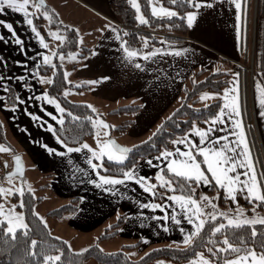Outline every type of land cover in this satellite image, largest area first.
Segmentation results:
<instances>
[{
    "label": "crops",
    "instance_id": "crops-1",
    "mask_svg": "<svg viewBox=\"0 0 264 264\" xmlns=\"http://www.w3.org/2000/svg\"><path fill=\"white\" fill-rule=\"evenodd\" d=\"M240 2L241 9L236 8L234 0H210V3H202L199 9L191 10L197 15L192 25L188 26L185 39L170 41V44L161 42L155 46L179 47L186 49L185 52L179 55L172 52H161L151 59L139 56L129 60L123 51V45L120 40L116 39V34L113 31V28L118 30L123 39L121 28L108 0H52L51 3L45 4V7L49 8L48 12L56 21L63 23L66 28L71 26L77 34L78 42V47L64 54L63 59L59 54L55 57L58 61H66L71 54V61H81L74 69H71L73 63L69 66L67 79L75 85H88L87 88L80 90L70 88L67 97L74 101H84L92 105V109L98 108V113L94 112L103 118L106 114H114L109 112L110 109L126 103L140 102L141 107L133 115L129 132L134 136H145L151 133L160 120L178 104L182 86L195 70H228L230 79L225 88L233 89L235 85L241 109L240 119L247 141L249 143L244 120L245 108L243 105L245 104L248 107L246 113L249 111L251 113L253 124L263 143L264 150V117L260 116V112L264 111L260 106V101L264 99V87L260 80L255 78L256 74L251 77L247 68L249 54L251 57L254 50L253 46L249 48L251 44L249 37L250 21L253 19L252 4L255 20V0H240ZM161 5L170 8L162 3ZM40 15L44 18L42 12ZM0 21L12 23L16 34L23 41L22 46L18 45L7 27L0 23V34L6 37V39L0 40V56L6 60V64H0V76L4 77L3 80H0V96L5 95L2 86L7 83L8 87L13 88L15 95L19 94L24 100L23 103L16 102L19 106L13 110L11 107H4L5 100L0 99L2 113V120H0L8 137L12 141L14 140L17 145L14 153H20L24 163L27 161L34 165L39 172L52 174L48 188L57 198L69 199L72 196L79 198L75 212L59 217L51 216L52 227L45 224L54 234L64 238L74 250L86 248L99 241L105 244L107 241L103 240H116L119 243L115 246L117 248H121L123 245H132L124 247L125 253L130 258L140 257L151 247L176 246L180 243L185 235L180 231V228L183 227L185 231H190L192 226L183 218L182 210L178 204L169 199V203L162 208L140 207L141 203L147 205L149 201L163 203L164 199H168L172 193L157 201L151 193L146 192L135 181L116 184L113 186L116 191L109 192H105L103 188L89 182L91 179L98 180V176H96L97 169H92L88 163L87 157L91 155L88 149L69 153L64 145L59 143L54 131L48 128L49 124L55 126L59 122L53 116H60L61 113L57 112L55 105L48 103L47 100L33 98L38 93L45 91L46 83H41L35 73L31 71L26 77V82L32 85L31 88L22 87L25 81L17 79L25 73L26 68L31 69L37 60L38 53L50 54L52 49L49 45L48 48H44L38 42L35 33L25 22L26 18L23 12L6 9L0 13ZM109 25L112 27L110 28ZM57 34L64 36V41L66 40V33L62 34L61 31H58ZM83 34L87 37L85 44H83ZM45 41L49 44L48 40ZM83 46H88L91 50L82 60H79L78 51H81ZM57 47L58 45L53 50H56ZM152 49L153 47L145 51L151 52ZM24 59L28 60L27 65L16 63L17 60ZM136 64H140V67H136ZM203 93L200 94V97ZM75 95L77 98L73 99ZM216 97L218 96H213V98ZM219 97L221 106L224 103L223 94ZM227 111L226 109V113ZM30 112L35 113L38 118L34 119L29 115ZM48 112H52L53 116H48ZM225 123L229 125L228 132L238 131L233 127L234 121L225 116V121L217 122L213 132L209 135L225 136L226 132L221 131ZM207 126L205 124L201 127L206 128ZM109 130L112 131V124H109ZM189 135L194 141L199 142L200 138L196 133ZM228 140L234 141L235 137L228 136ZM205 143L207 145V141ZM222 143H224L223 140L215 146L219 147ZM177 147L183 150L187 145L176 144L173 146V148ZM49 149L54 151H49ZM5 155H8V152ZM157 155L158 153L145 156L136 163L138 174L149 177L156 185L159 183L156 181L155 172L160 166V161L155 159ZM148 157L153 158L151 164L148 163ZM252 157L255 162L253 153ZM198 159H202V157L198 156ZM202 167L206 166L202 165ZM238 171L245 170L240 168ZM107 186L105 185V187ZM195 186L199 193L204 192L208 196L214 197L218 208L232 211L236 209L238 202L241 208L248 210L246 203L249 199H246L243 194H237L236 202L225 197L224 205H220L219 197H216L220 188L214 183ZM221 190L223 191V189ZM173 207L176 208L178 219H180L179 225L171 220ZM206 210L211 211L210 208ZM165 214L168 215V219L164 218ZM120 215H123L124 218L117 235L110 239L97 241L99 233ZM162 224L168 225L167 231L161 227ZM109 244L107 243V245ZM182 245L184 244L180 243V246ZM110 249L117 250L109 248L105 251H113ZM163 260L171 262L166 259H156L147 264H157V261ZM85 264L102 263H97L89 258Z\"/></svg>",
    "mask_w": 264,
    "mask_h": 264
},
{
    "label": "snow or ice",
    "instance_id": "snow-or-ice-1",
    "mask_svg": "<svg viewBox=\"0 0 264 264\" xmlns=\"http://www.w3.org/2000/svg\"><path fill=\"white\" fill-rule=\"evenodd\" d=\"M151 2V0H149ZM235 6L237 9H241L242 4L240 0H234ZM130 3L133 8L136 9L138 15L136 19L143 23H148L146 17L140 13V5L137 3V0H130ZM171 3L176 4L178 7H184L185 5H193L195 8L199 9L201 4L210 3V0H171ZM31 5V8H29ZM6 9H12L18 12H23L25 14L26 23L31 27L33 33H35L38 42L44 47L48 48V44L45 41L44 35L40 33L36 24L33 22L32 12L34 10L36 15L41 14L44 17H48L51 20L50 13L45 9L44 0H0V13H3ZM152 12L156 16H178L181 15L173 8L166 7H156L152 6ZM197 13L194 11H188L186 13L187 24L191 26L193 20L195 19ZM239 18V16H238ZM3 23L7 29L11 32L15 42L18 45H23L22 38L16 34L15 29L13 28L12 23L7 21H0ZM111 28L112 26L109 25ZM172 27V25H169ZM78 31V29H77ZM113 31L116 34V39L120 40L123 45V51L126 54V57L131 60L133 57L144 56L146 59H151L157 53L161 52H172L177 55L186 51L184 48L179 47H153L151 52H146L142 50H137L131 48L125 40L121 38L120 32L113 28ZM126 34V33H125ZM49 35L56 36L57 39L64 41V36H57L55 32L49 29ZM6 39L3 34H0V40ZM148 37H143L144 45L147 47ZM163 43L170 44L171 42L166 38H161ZM59 54L61 59L64 58L62 52L57 53L55 50H50L49 53H38L37 60L31 67V69H25V73L20 75L17 79L19 81H25L22 87L31 88L32 85L26 82V77L28 76L29 71L35 73V76L39 79L41 83L52 84V77L41 75L40 65H51L54 69L56 65L53 63L52 57ZM71 58V54L69 56ZM17 64L27 65L28 60H17ZM0 64H6L4 57L0 56ZM136 67H140V64H136ZM215 71V69H214ZM55 72L53 73V76ZM64 78L66 79L68 73L64 72ZM106 78V77H105ZM4 77L0 76V80H3ZM3 91H8V85L5 83L3 86ZM71 89L65 87L63 89V95L67 96ZM223 94L224 103L220 106L219 111L216 114L209 115L207 119L204 120V123L208 125L206 128L198 127L195 121H192V126L183 132L182 137L172 139L171 143L176 144H185L187 147L185 149L181 148H172L169 149L167 146H162L161 149H158V155L155 157L156 160L160 161V166L155 172L156 181L163 186L165 189H168L172 192V195L168 199H164L163 203H157L155 201H149L147 205L144 203L140 204L141 208L152 207V208H162L165 204L169 203V199L174 201L180 206L182 210L183 218L187 220L190 224L191 230L185 231L183 227L180 228L181 232H184V239L180 242L186 246L193 245L195 246L194 238H201L204 236L202 230L205 229L206 222H209L210 227L208 231L211 233L208 237H205L209 240L210 243H213V238L217 233L229 232L230 229L240 228L242 225H251L250 236L247 238L245 236H234L229 234H222V244L219 242H214L213 247L208 245H203L207 252L210 254L206 256L202 251L195 252L194 256L191 259L186 260V264H264V232L260 233V238L258 239V230L255 225L257 223L264 225V217L253 215L251 217L246 216L244 213L246 210L241 208L237 202L236 209L232 210V214H229L227 210H220L218 205L214 202V197L208 196L204 192H200L198 198L196 196V187L194 185H212L214 183L220 189H223L226 198H231L233 202H236L237 194H243L246 199H249L254 204L252 209L255 213V206L257 203L260 206H264V170L257 172L255 167V162L252 157L251 149L247 141L244 128L242 125L241 109L238 100V93L235 90V85L233 89L224 88L223 93L220 92H204L201 95V99H205L212 96H220ZM34 99H44L48 103L54 104L56 111L59 113H65L67 109L63 108L60 102L48 94L47 90L38 93ZM0 99L7 100L8 97L0 96ZM14 100L19 103H23V98L17 94L14 97ZM4 107H11L13 110L17 108L18 103L4 104ZM260 106L264 109V99L260 101ZM89 108H92V105H88ZM226 109L228 110L226 113ZM93 111L95 109L93 108ZM72 115L74 119H80V117L75 116L73 113H68ZM33 116L34 119L38 118L35 113H29ZM48 116H53L52 112L47 113ZM225 116L227 119L233 120L235 129L238 131L228 132L227 129L229 125L224 124V128L221 131H225L226 135L223 137L210 136L209 134L213 132L216 127L217 122H224ZM260 116L264 117V111L260 112ZM54 119L59 120L61 125L65 122L64 115L53 116ZM42 119V118H40ZM91 119V118H89ZM94 126H103L107 129L109 126L102 119L92 120ZM114 127V126H113ZM48 128L52 131H55V128L52 124L48 125ZM190 133H196L199 136V142L197 143L189 135ZM100 135V132H97V136ZM104 135L107 136V131L104 132ZM155 135V133H153ZM228 136H234L235 140H228ZM59 143L63 144L67 151H80L81 149H88L91 153L87 157L88 163L91 165L92 169L102 168L103 164H96L93 162V158L103 160L105 156L109 161H115L121 167L118 168V171L122 173L121 175H101L99 171L96 172L97 179H91L89 182L95 184L97 187L103 188L105 192L116 191L113 187L116 184H123L125 181H135L140 185L146 192L151 193L152 196H157L156 187L157 185L152 183L151 179L146 176H141L136 171L138 165L135 162H131L130 166L125 164L126 158L132 149L124 147L116 143L113 139L107 140H97V147H92L86 141L82 144H79L77 147L73 148L69 146L60 136L56 137ZM152 137H149L151 140ZM221 140L224 143L220 144L219 147L215 146ZM207 141V145L206 142ZM144 143V141H141ZM208 145H211L210 147ZM3 146H0L2 148ZM47 147V145H45ZM135 147V146H133ZM49 151H54L49 149ZM198 156L202 159H198ZM148 163L153 162L152 157H148ZM15 161V172L19 173L21 168V157L16 155L14 157ZM202 165L206 167H202ZM5 168H8V161H4ZM243 168L245 171L240 172L238 169ZM165 170L168 173L173 174L175 177L182 178L181 182L173 183L171 178H168L164 173ZM5 178L8 179L9 185H11V178L14 175L13 171H6ZM105 185H108L105 187ZM177 187H179V193L176 192ZM19 193L21 199L18 201L20 207L25 206V202L22 199L25 193V189L21 187H3L0 186V194H3V199H0V232L6 234H11L13 240L17 238V229H22V235L28 236L29 225L24 220V213L15 211L17 204H12L7 212L4 211L6 198L10 195H15ZM163 196H168V192L162 194ZM219 191L216 193V197H219ZM211 209L207 211L206 209ZM39 216V213H36ZM143 215V213H141ZM217 217L223 218L222 221H218ZM165 219H168V215L165 214ZM43 221V217H40ZM171 220L176 224H180V219H178V214L176 208L173 207L171 213ZM6 221V226H2L3 222ZM166 231L168 230V225L162 224ZM143 239V238H142ZM236 241V242H233ZM249 241H252L249 243ZM65 243H68L65 241ZM180 243L176 245L179 249ZM258 244L260 251L257 252L256 245ZM71 248V245H68ZM38 249V241L36 239H30L29 249L26 250V255L33 257H41L37 260L36 264H58L61 262L62 252L60 250H55L52 252H45V250ZM80 253H84L86 249L80 248L77 250ZM220 253H224L223 257L220 256ZM147 255V253H145ZM215 257V259L213 258ZM157 264H170V262L157 261Z\"/></svg>",
    "mask_w": 264,
    "mask_h": 264
},
{
    "label": "trees",
    "instance_id": "trees-1",
    "mask_svg": "<svg viewBox=\"0 0 264 264\" xmlns=\"http://www.w3.org/2000/svg\"><path fill=\"white\" fill-rule=\"evenodd\" d=\"M163 5L175 9L181 15L178 16H156L154 15L149 6V0H137L140 5V14L147 18L148 23L140 22L136 19L137 11L132 7L130 0H108V4L117 20L120 24L122 31L123 40L134 49L137 50H148L149 48L159 45L162 41V37L169 41H179L183 40L187 36L188 25L186 21V13L195 9L193 5H185L184 7H178L176 4L171 3V0H159ZM33 21L36 24L38 30L42 35H44L45 40H49V35L47 31L42 27L43 18L41 15H36L33 12ZM255 43L253 46L254 54V67L255 74L259 78L260 82L264 87V0H255ZM172 25V27H169ZM66 40L63 45L59 47L63 54H67L78 47L77 34L73 28H66ZM126 33V34H125ZM147 36L149 39L147 41V47H143L144 41L143 37ZM82 51L78 52L79 60H82L87 54L90 53V47L83 46ZM59 50L57 49V53ZM75 62L71 65V69H74L78 63ZM53 63L56 65L54 69L51 65H40L41 75L52 77L53 83H46L45 90L52 97H55L61 104V106L67 111L61 113L64 115L65 122L61 125L58 122L55 128V135L60 136L61 139L65 141L69 146H78L85 142L89 137H91L95 128L92 123L95 117V112L92 108H89L86 102L74 101L69 99L67 96L63 95V89L75 88L83 89L87 88V84L75 85L73 82L64 78V68L57 58L53 57ZM55 75L53 76V73ZM230 79V72L228 70H217V71H206L204 69L195 70L188 79L184 82L178 104L166 114L156 126V128L151 132L147 138L136 142L130 147L131 152L126 158L125 164L130 166L131 162L137 163L141 158L157 154L158 149L162 146H167L169 149L173 148L171 143L172 139L182 137L183 132L187 131L188 128L192 126V121H195L198 127L204 126V120L208 118L209 115L216 114L219 110L221 104V98L218 96L214 100L199 105L200 94L202 92H222V90L227 86ZM7 100L6 104L16 103L14 100L15 92L13 88L8 87V91L5 92ZM141 107L140 102L126 103L116 108L110 109V113L114 114H124L126 118L122 120L119 124L112 127L117 131H126V128L130 126L133 122V115ZM245 108V126L248 135V140L250 146L253 148V156L258 150L257 140L254 134V128L252 123V117L250 111L246 113L247 104L243 105ZM73 113L75 116L80 117V119H74L72 115L68 113ZM91 118V119H89ZM155 133V135H153ZM149 137H152L149 140ZM5 141V129L2 121L0 120V142ZM135 146V147H133ZM251 148V150H252ZM255 158V156H254ZM94 163L103 164L102 168H98L101 174L104 175H121L118 168L121 167L115 161H109L105 156L103 160H98L95 158ZM257 171L260 172L264 170V162L260 160L259 164L255 160ZM168 178L173 180V183H178L182 181V178L175 177L173 174L168 173L165 170L164 173ZM195 186V185H194ZM196 187V186H195ZM180 189L177 187L176 192L179 193ZM157 196L155 200L160 201L164 197L162 194L168 192L172 193L170 190L165 189L160 184L156 187ZM219 204L224 205L225 196L223 191H219ZM199 190L196 188V196L198 197ZM22 199L25 202V206L21 207L24 213L25 222L29 225L28 236L22 235L23 230L17 229V238L12 239L11 234H6L0 232V264H36L37 260L41 257H33L26 255V250L29 249L30 239H36L38 241V249H43L45 252H52L55 250H60L62 252L61 262L58 264H85L88 258H92L97 263L102 264H147L150 261L156 259H166L175 263H186V260L191 259L195 252L202 251L206 256L210 255L207 249L203 245H208L209 247L214 246V242H219L222 244V234H229L234 236H245L246 238L250 236L251 225H242L240 228H235L233 226L229 232L217 233L213 238V243H210L208 237L211 233L208 231L210 224L206 222L205 229L202 230L204 236L201 238H194L195 246L193 245H182L179 249L174 245H160L151 247L146 252H144L138 258H130L124 251V247L132 245H123L121 248L113 251L102 250L97 242L87 246L84 253H80L73 248L68 247V243H65V239L54 234L51 229L36 215L34 206L35 203L41 200V197H35L30 190H25ZM78 196H72L66 202L56 206L47 211V214L52 216H62L65 214L73 213L78 207ZM252 201L249 200L246 203L247 211L249 205H252ZM255 209L264 214V206H260L258 203ZM123 215L117 217V219L110 225L105 227L98 235L97 241L102 239H110L117 235L119 227L123 222ZM223 218L217 217L218 221H222ZM4 226V222L3 225ZM258 230V239L260 238V233L264 232V225L257 223L255 225ZM236 242V241H233ZM252 241H249L251 243ZM138 244V242H136ZM135 243V244H136ZM257 252L260 251L258 244L256 245ZM147 253V255H145ZM225 254L220 253L223 257ZM215 259V257H213ZM222 260L220 261V264Z\"/></svg>",
    "mask_w": 264,
    "mask_h": 264
},
{
    "label": "rangeland",
    "instance_id": "rangeland-1",
    "mask_svg": "<svg viewBox=\"0 0 264 264\" xmlns=\"http://www.w3.org/2000/svg\"><path fill=\"white\" fill-rule=\"evenodd\" d=\"M51 1L52 0H44L46 5L48 3H51ZM153 5H155L156 7L162 6L161 3L159 2V0H151V2H149L151 12H152V6ZM29 8H31V5H29ZM45 9L48 11L49 10L48 6L45 7ZM253 11H254V6L252 4L253 19L250 21V31L251 32H250L249 40H250L251 44L249 45V48L251 46H254L255 36H256ZM33 12H34V10H33ZM137 15H138V13H137ZM50 16H51V14H50ZM161 16H163V15H161ZM57 22L58 21H56V19L53 16H51V20H49L48 17H44L43 21H42V27L48 31V34H49V29H51L56 34L58 33V31H61L62 34H65V31H66L65 25L63 23H60V22L57 23ZM69 28H71V26ZM57 36H58V34H57ZM49 37H50V39L48 40L49 41V44H48L49 47L53 50V48L56 45H58L57 49L59 50L58 52L60 53L61 51H60L59 47L62 46L64 42H61L59 39L56 38V36L49 35ZM85 38H87V37L85 34H83V44H85L84 43ZM57 49L55 51H57ZM81 51H82V49H81ZM71 60H72V57L67 58L66 61H59L63 65L64 70L66 72H68L69 66L72 63L76 62V61H71ZM253 61H254V54H252L251 57L249 54L248 62H247V64H248L247 68L250 71L249 73H250L251 77L255 75V73H254L255 67H254ZM255 78L259 79L256 75H255ZM250 82H251V80H250ZM250 85H251V83L249 84V91H250ZM76 98H77V96L75 95V97L73 99H76ZM214 99L215 98H213V96L209 97L208 99H200L198 104L199 105L206 104V103H208ZM97 109L98 108H96L95 111L98 113ZM121 115L122 116L120 117L118 114H113V115L112 114H109V115L106 114L104 118L101 117L100 115H96L93 118V120L102 119L106 122V124L108 126H109V124H112V127H113V126L119 124L122 120H124L126 118V116L124 114H121ZM1 117H2V113L0 110V119H1ZM252 123H253V121H252ZM94 127H95L94 134L86 140V142L89 145H91L92 147H97L96 141L98 139L103 141V140H107L110 138H115L119 143L130 148L136 142H139V141L147 138V136H149L151 134V133H149L148 135H145V136L142 135V136L138 137V136H134V135L130 134V132H129L130 128L129 127L126 128V131H117L115 129H112V131H110L109 127L107 129H105L103 126H94ZM253 128H254V134H255V138L257 140V146H258V150H256V152L259 151L256 154H254V156H255V160L259 164L260 160H263V162H264L263 143L261 142L260 137L257 134V130H256L254 124H253ZM105 131H107V133H108L107 136L104 135ZM97 132H100L99 136H97ZM0 146H3L2 148H0V167L2 165V168H0V186H3V187H21L22 186L25 190H30L35 197H41V200H39L35 203V206H34L35 212L39 213V217L44 218L43 219L44 223H46L49 227H52V221H51L52 215L47 214V211L56 207V206H59L62 203H64L65 201L68 200V198L67 199L57 198L55 196V194L48 188V183L50 182V180L52 178V176H51L52 174L39 172L34 167V165L29 164L27 161H25V163H24V172H23L22 176L14 175L11 178V180H12L11 185H9L8 179L5 178L4 174L6 171H10L12 168V158L15 154H18V153H14L17 145H16L14 140L12 141L8 137V135L5 131V141L0 142ZM252 151H253V148H252ZM7 152H8V155H5ZM88 152H89V150H88ZM94 159L95 158H93V160ZM97 160H98V162H100V159H97ZM4 161H8V168H5ZM0 199H3V194H0ZM20 199H21V197H20L19 193L15 194V195L8 196L6 198L4 211L7 212L12 204H17L15 211L23 212L22 208L18 204V201ZM253 207H254V204L249 205L248 208H250V210L245 211L244 214L246 216H249V217L253 216L254 214L257 216L264 217V214L262 212L256 210V209H255V213H253V211H252ZM219 209L220 210H227L225 208L224 209L219 208ZM227 211H229V214H232V211H230V210H227ZM0 220H2V218H0ZM4 226H6V221H4ZM103 241H107V242H105V244L102 241L97 242L98 246L102 250H109V248H116V249L120 248V247H118V248L115 247V246H117V244L119 245V243L116 240H114V241L113 240H103ZM107 243H110V244L107 245ZM83 248H85V247H83ZM110 250H115V249H110ZM163 261H165V260H163ZM171 263L172 264H182V263L170 262V264Z\"/></svg>",
    "mask_w": 264,
    "mask_h": 264
},
{
    "label": "water",
    "instance_id": "water-1",
    "mask_svg": "<svg viewBox=\"0 0 264 264\" xmlns=\"http://www.w3.org/2000/svg\"><path fill=\"white\" fill-rule=\"evenodd\" d=\"M44 4H45V2H44ZM110 139H113V140H115L116 143H118L119 145L124 146V145H122L121 143H119L115 138H110ZM124 147H126V146H124ZM128 148H129V147H128ZM16 155H19V156L21 157V168H20V172H19V173H16V172H15V161H14V157H15ZM10 171H13V172H14V175L22 176V174H23V172H24V161H23V158H22L21 154H15V155L13 156V158H12V168H11ZM14 175H13V176H14Z\"/></svg>",
    "mask_w": 264,
    "mask_h": 264
},
{
    "label": "built area",
    "instance_id": "built-area-1",
    "mask_svg": "<svg viewBox=\"0 0 264 264\" xmlns=\"http://www.w3.org/2000/svg\"><path fill=\"white\" fill-rule=\"evenodd\" d=\"M119 26H120V24H119ZM121 27V26H120ZM252 73V72H251Z\"/></svg>",
    "mask_w": 264,
    "mask_h": 264
}]
</instances>
